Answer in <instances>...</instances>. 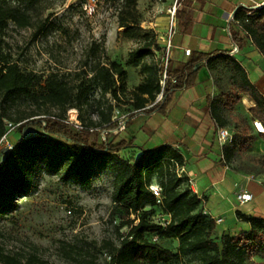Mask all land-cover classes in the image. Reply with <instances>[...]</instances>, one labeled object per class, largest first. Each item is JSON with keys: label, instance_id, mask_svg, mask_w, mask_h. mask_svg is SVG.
<instances>
[{"label": "trees", "instance_id": "1", "mask_svg": "<svg viewBox=\"0 0 264 264\" xmlns=\"http://www.w3.org/2000/svg\"><path fill=\"white\" fill-rule=\"evenodd\" d=\"M44 2L0 0V30L4 31L9 23L22 29L33 27L42 9L39 6ZM48 9L49 5L42 11ZM234 17L264 55V6L251 15L248 9L239 8ZM118 18L120 28L125 29L123 34L136 38L141 29L138 0H123ZM155 44L146 43L132 52L127 62L128 66L141 67L148 75L146 81L130 92L135 111L132 116L146 110L161 91L159 69L144 62L154 55ZM98 50L99 47L92 48L93 54ZM206 61L219 91L211 101L213 119L219 128L231 126L235 131L230 144L223 147L224 158L229 163L244 155L255 142L251 126L235 114V107L243 96H250L255 102L251 109L253 119L264 122V95L251 82L245 67L229 53L207 56ZM198 62L193 60L180 69H172L170 63L165 99L189 85L191 77L197 73ZM91 72L89 82L100 88L102 99L110 94L120 100V95L127 93L128 72L122 64L111 60L99 62ZM172 78L177 82L173 83ZM91 90V84H71L58 73L50 74L43 82L42 76L26 73L7 59L0 65V99L4 105L0 115V141L7 133L5 119L18 122L22 132L11 149L0 152V219L17 208L18 198L38 190L44 174L57 175L63 171L64 182L90 187L96 168L110 166L114 174L113 202L129 217L135 216L123 224L128 226L129 233L119 246L112 242L104 244L113 254L111 264H176L186 258L188 264H257L256 258L264 256V219L238 212V216L251 225V231L240 236L218 235L217 222L204 214L202 199L191 190L188 178L178 173L185 164L181 152L167 144L143 151L137 159H124L121 153L135 146L132 141L110 142V133L121 128L113 121L115 107L109 102L104 107L101 99L91 103ZM21 100L33 108L30 114L17 113ZM160 104L150 112L158 110ZM86 106L95 108L98 121L84 118ZM71 109L80 112L79 120L85 129L76 130L67 123ZM13 112H16L15 117ZM39 116L41 118L36 119ZM98 131L105 132L102 143L92 138ZM261 164H264V156ZM155 183L162 189L161 205L150 190ZM158 211L170 216L167 227L152 220ZM169 239L178 242L176 251L161 244ZM2 261L35 264L33 260L23 263L21 259L8 257ZM79 264L88 263L81 260Z\"/></svg>", "mask_w": 264, "mask_h": 264}, {"label": "rangeland", "instance_id": "2", "mask_svg": "<svg viewBox=\"0 0 264 264\" xmlns=\"http://www.w3.org/2000/svg\"><path fill=\"white\" fill-rule=\"evenodd\" d=\"M44 1L39 6L42 9L33 27L22 29L9 23L4 31L0 30V65L7 59L17 63L26 73L42 76L43 82L50 74L58 73L71 84H91V103L99 99L104 107L108 102L112 103L115 107L113 119L127 117L133 111L130 92L148 77L141 67L128 66L127 62L132 52L152 41L156 43L154 55L144 62L158 68L162 54L161 37L167 28V10L175 0H138L141 29L136 38L126 37L123 34L125 29L119 26L123 0ZM47 5L50 9L42 11ZM94 47H99L96 55L92 51ZM108 60L122 64L128 72V90L120 95V100H115L110 94L102 99L100 88L89 82L92 68ZM3 106L0 99V115ZM16 110L19 115H28L33 108L21 100ZM75 111L80 115L78 110L71 109L68 119L77 115ZM12 114L16 116V112ZM83 115L86 120H99L95 108L86 106ZM3 123L7 131L9 123L16 128L9 131V143L4 142L0 152L11 149L22 137L18 122L5 119ZM92 138L102 143L105 133L98 131L92 134ZM122 138L118 137L115 143ZM109 139L112 143L111 136ZM121 156L130 159L125 152ZM263 156L248 153L239 159L237 166L252 172L254 178L264 177ZM63 173L44 174L39 180L38 190L18 198L17 208L2 216L0 264H6L2 261L4 257L21 259L23 263L33 260L35 264H79L81 260L88 264H111L113 254L104 248V244L112 242L119 246L129 233L128 226L123 224L135 216L129 217L114 204V174L110 166L96 168L90 187L64 182ZM168 219L158 211L152 220L162 224ZM161 244L173 251L178 247V242L173 239L163 240ZM187 261L186 258L183 263L176 264H188ZM256 262L264 264V256H258Z\"/></svg>", "mask_w": 264, "mask_h": 264}, {"label": "crops", "instance_id": "3", "mask_svg": "<svg viewBox=\"0 0 264 264\" xmlns=\"http://www.w3.org/2000/svg\"><path fill=\"white\" fill-rule=\"evenodd\" d=\"M263 4L264 0H180L171 67L180 69L197 60V73L187 87L172 92L161 102L158 110L150 112L152 103L135 116L132 111L121 128L110 133L112 144L133 142L135 148L121 153L132 159L162 145L176 147L185 160L179 175L188 178L189 187L203 201L206 215L222 219L217 223L218 235L240 236L251 231V225L238 212L264 219V177L254 178L252 172L237 166L239 159L248 153L264 155V136L253 128L251 109L255 102L245 95L235 107V114L248 121L255 142L244 155L226 162L223 147L230 142L220 141L219 127L211 113V101L219 91L206 57L230 54L237 45L239 51L234 57L264 95V55L242 27L231 20L239 8L249 10ZM187 49L191 50L190 56L185 54ZM227 129L234 135L233 127ZM121 136L122 140L115 143ZM241 191L252 193L253 201L240 205L237 194Z\"/></svg>", "mask_w": 264, "mask_h": 264}, {"label": "built area", "instance_id": "4", "mask_svg": "<svg viewBox=\"0 0 264 264\" xmlns=\"http://www.w3.org/2000/svg\"><path fill=\"white\" fill-rule=\"evenodd\" d=\"M264 6L260 5L258 7L249 9V15H251L253 13V11L258 10L260 8H262ZM180 7V0H175L174 3L168 8L167 10V28H166V32L165 34L161 37L163 43H162V54H161V61L158 64V69L160 71V86H161V91L160 93L157 95L156 101L153 103V107L161 102H163L165 100V89H166V84L167 81L169 79L168 76V72H169V67H170V63H171V57H172V53L174 50V36L177 32V27H178V10ZM231 20L236 23L239 24L236 20L234 15L231 17ZM239 51V47L236 45L235 48L230 52V55L232 57L235 56V54H237ZM185 54L187 56L191 55V50H186ZM172 82L176 83L177 80L176 78H172ZM77 114L76 116H71L68 120L67 123L72 125L76 130H83L86 127L83 126V124L79 121V115L77 113V111H75ZM126 119L125 116L122 117H115L114 121L116 123H118L119 125L122 126L124 120ZM253 128L255 129V131L258 134H263L264 135V122H262L259 119H254L252 122ZM16 128V125H14L13 123H9V128L7 133L2 137L1 141H0V146L5 142V143H9L8 137H9V131H12ZM91 131H93L91 129ZM219 138L220 141L223 143L226 142H231L233 135L230 133V131L227 128H219ZM150 190L153 193V195L156 197L157 199V203L159 205L162 204V200H163V196H162V189L158 184H153L150 186ZM254 199V196L252 193L248 192V191H241L237 194V200L239 202L240 205H245L248 204L250 202H252ZM204 214L206 215V212H204ZM166 215V214H165ZM169 219L167 221H165V223H158L160 225H162L163 227H167V225L170 222V216L166 215ZM217 223H221L222 219H214ZM157 240V238H155V241Z\"/></svg>", "mask_w": 264, "mask_h": 264}]
</instances>
